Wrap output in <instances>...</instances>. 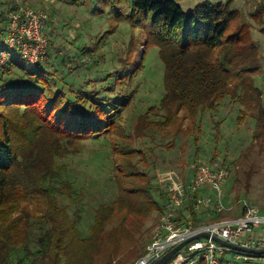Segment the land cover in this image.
<instances>
[{
    "label": "trees",
    "instance_id": "trees-1",
    "mask_svg": "<svg viewBox=\"0 0 264 264\" xmlns=\"http://www.w3.org/2000/svg\"><path fill=\"white\" fill-rule=\"evenodd\" d=\"M234 1L203 2L184 12L175 0H88L89 12L110 23L101 35L86 43L85 34H72L56 47L46 29L45 58L33 65L12 52L0 67V264H128L136 257L133 264L144 253L145 246L139 250L135 244L145 220L161 212L168 195L177 191L159 177L147 154L153 150L140 145L171 133L196 132L197 142L202 116L215 113L227 99L237 105V126L253 121L252 145L264 154V102L255 85L260 53L251 35L252 22L264 34V0H247L249 20ZM20 3L32 8L26 0ZM15 10L14 0H0V38ZM118 23L128 24L138 36L130 38L123 56L115 57L112 69L101 68V49ZM141 41V60L135 63ZM152 47L163 68L161 95L126 122L123 114L136 107L138 87L132 85ZM52 59L58 67L53 70ZM218 128L219 122L214 124ZM105 138L116 195L93 209L84 235L79 224L85 193L60 174L55 157L70 142ZM172 144L163 146L171 150ZM224 162L219 165L227 171ZM198 164L195 159L190 176L182 179L184 201L177 211L179 222L191 221L194 228L200 222L195 201L207 193L186 192ZM37 200L44 211L37 223H30L28 205ZM60 200L67 204L61 206ZM204 214L211 222L227 218L208 209ZM132 246L137 250L128 251ZM236 254L226 251L219 264H264V255L247 254L242 260Z\"/></svg>",
    "mask_w": 264,
    "mask_h": 264
},
{
    "label": "rangeland",
    "instance_id": "rangeland-1",
    "mask_svg": "<svg viewBox=\"0 0 264 264\" xmlns=\"http://www.w3.org/2000/svg\"><path fill=\"white\" fill-rule=\"evenodd\" d=\"M81 1L84 3L74 5L71 0H26V4L50 17V24L46 29L51 30L50 39L57 43V47L63 40L70 39L72 34L76 36L85 34L88 37L85 41L89 43L90 40L88 39L92 40L108 29L110 23L107 18L100 19L93 15L87 7L88 0ZM175 1L184 12H187L203 2L224 0ZM234 6L243 12L245 19L249 20L248 16L252 11L250 2L235 0ZM107 15L110 17L109 14ZM251 35L258 45L259 64H261V72L255 77V85L261 90V102H264V34L259 32L258 26L254 22H252ZM134 36H138V31L131 30L128 24H116L115 31L108 36L101 49V54L105 56V63L101 65V68L112 69L111 67L116 65L115 57L124 55L128 41ZM141 39L139 38L138 41ZM138 45L139 52L135 56V63H139L142 56V41ZM147 55L145 69L139 73L138 81L140 80L141 84L138 86L136 80L132 85L133 87L136 84L138 87L136 107L123 114V119L126 122L135 117L136 114L143 112L149 105L155 104L161 95L162 65L156 56L155 48L149 49ZM124 57H127L128 60L131 59L127 55ZM49 65H53L52 70L58 68L55 59H52ZM27 68L31 69V66ZM237 110V105L227 99L215 113H205L202 116L201 133L197 142L193 141L196 132L190 136H185L182 133L172 135L171 133L167 135L157 134L154 140L145 141L144 144L140 145L145 151L153 150V154L152 151L147 152V154L155 163L159 177L169 186L176 188L177 191H180L182 179L190 176L189 173L193 168L195 159L198 163H209L214 156V164H219V161L224 159L227 166V177L223 184L222 204L224 209L221 212L226 216H232V218L241 216L245 205L259 212H264V154L252 145L253 121L247 119L240 127L236 125ZM217 122H219V128L215 130L214 124ZM170 142L173 143L172 149L166 150L163 145ZM112 159L107 138L70 142L62 146L58 156L55 157V164L63 169H57L60 174L66 180L81 187L85 193V199L82 202L85 213L79 224V230L84 235L88 233V227L92 223L93 209L100 203L109 204L115 198L116 192L110 181ZM149 160L147 162L151 164L152 162ZM139 166L143 168L144 164ZM146 168L151 171V167L149 168L148 165ZM66 204V201L60 200L61 206ZM28 209L29 222L37 223L36 220L39 221V217L44 211L43 202L41 200L32 201L28 205ZM69 211L72 212L73 208H69ZM205 212L206 210H202L198 213L199 225L214 223L207 218ZM156 214L153 212L144 222L135 244L139 250L141 248L143 250V247L148 243L150 233L155 226ZM242 241L243 239L238 240L239 243ZM136 248L132 246L128 251L137 250ZM135 259L136 257L130 260L128 264Z\"/></svg>",
    "mask_w": 264,
    "mask_h": 264
},
{
    "label": "built area",
    "instance_id": "built-area-1",
    "mask_svg": "<svg viewBox=\"0 0 264 264\" xmlns=\"http://www.w3.org/2000/svg\"><path fill=\"white\" fill-rule=\"evenodd\" d=\"M16 10L8 16L5 35L0 38V67L15 52L22 62L33 65L45 58L49 46L46 34L47 16L40 10L23 5L14 0ZM227 171L219 164L200 162L194 169L193 176L187 185L186 192L200 194L194 204L199 213L211 210L220 213L222 204L223 184ZM183 193L171 192L157 213L155 226L150 233L143 255L133 264H154L169 249L175 247L186 238L200 232L216 236L229 243L248 248H264V213L250 206H244L240 217L192 227L191 221L186 225L179 222L177 211L183 205ZM243 239L242 243L238 240ZM229 251L210 238H200L185 245L168 264H219L222 255ZM236 258L246 260L247 254L236 252Z\"/></svg>",
    "mask_w": 264,
    "mask_h": 264
},
{
    "label": "water",
    "instance_id": "water-1",
    "mask_svg": "<svg viewBox=\"0 0 264 264\" xmlns=\"http://www.w3.org/2000/svg\"><path fill=\"white\" fill-rule=\"evenodd\" d=\"M200 238H210L212 241L217 243L218 245L235 252L245 253L248 255H264V248H248L241 245H236L229 243L225 240H222L216 236L209 235L206 232H200L193 236L186 238L184 241L176 245L167 251L159 260H157L154 264H168L169 261L177 254L185 245L188 243L198 240Z\"/></svg>",
    "mask_w": 264,
    "mask_h": 264
},
{
    "label": "crops",
    "instance_id": "crops-1",
    "mask_svg": "<svg viewBox=\"0 0 264 264\" xmlns=\"http://www.w3.org/2000/svg\"><path fill=\"white\" fill-rule=\"evenodd\" d=\"M234 3H235V1H234ZM231 219H234V218H232V216H227V218H226V220H231Z\"/></svg>",
    "mask_w": 264,
    "mask_h": 264
}]
</instances>
